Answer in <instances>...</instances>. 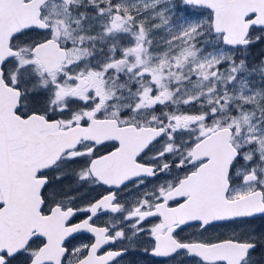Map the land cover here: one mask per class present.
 I'll list each match as a JSON object with an SVG mask.
<instances>
[{
    "label": "snow or ice",
    "instance_id": "obj_1",
    "mask_svg": "<svg viewBox=\"0 0 264 264\" xmlns=\"http://www.w3.org/2000/svg\"><path fill=\"white\" fill-rule=\"evenodd\" d=\"M0 264H264V0H0Z\"/></svg>",
    "mask_w": 264,
    "mask_h": 264
},
{
    "label": "flooded vegetation",
    "instance_id": "obj_2",
    "mask_svg": "<svg viewBox=\"0 0 264 264\" xmlns=\"http://www.w3.org/2000/svg\"><path fill=\"white\" fill-rule=\"evenodd\" d=\"M103 222V218H101L100 220L97 221V223H102ZM86 239V237H85Z\"/></svg>",
    "mask_w": 264,
    "mask_h": 264
},
{
    "label": "rangeland",
    "instance_id": "obj_3",
    "mask_svg": "<svg viewBox=\"0 0 264 264\" xmlns=\"http://www.w3.org/2000/svg\"><path fill=\"white\" fill-rule=\"evenodd\" d=\"M255 54V53H254Z\"/></svg>",
    "mask_w": 264,
    "mask_h": 264
}]
</instances>
